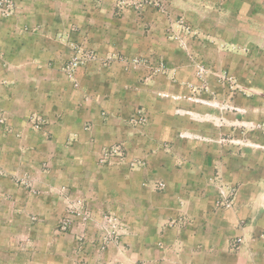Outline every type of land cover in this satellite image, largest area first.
<instances>
[{
	"label": "crops",
	"instance_id": "crops-1",
	"mask_svg": "<svg viewBox=\"0 0 264 264\" xmlns=\"http://www.w3.org/2000/svg\"><path fill=\"white\" fill-rule=\"evenodd\" d=\"M17 1L28 16L8 20L10 36L0 28V138L15 139L12 149L0 148V166L12 172L0 177V218L56 215L46 202L43 211H24L13 175L20 164L18 139L33 114L43 123L44 149L37 154L45 161L44 185L71 188L96 219L111 213L123 235L101 254L100 227L91 223L87 255L75 257L73 233L59 236L54 225L12 228L26 234L24 243L18 237L0 243V264H264V149H241L233 160L226 149H181L189 136L225 137L227 116L205 107L209 117L198 120L200 106L180 96H189L190 88L159 71L164 61L180 76L185 49L166 36L180 15L203 27L208 41L196 50L234 57L240 67L264 73V0H161L170 17L159 11L150 18L146 10L139 19L135 8H149L142 2L118 16L115 0ZM22 26L33 32L21 33ZM72 26L82 27L80 35L71 34ZM49 27L58 28L51 33ZM68 34L108 59L105 66L82 67L78 86L62 71ZM138 106L148 119L135 126L130 119ZM257 112L251 122L264 127ZM117 143L126 150L124 160L99 163L100 150ZM221 181L237 187L230 207L217 204Z\"/></svg>",
	"mask_w": 264,
	"mask_h": 264
},
{
	"label": "rangeland",
	"instance_id": "rangeland-1",
	"mask_svg": "<svg viewBox=\"0 0 264 264\" xmlns=\"http://www.w3.org/2000/svg\"><path fill=\"white\" fill-rule=\"evenodd\" d=\"M119 3V11L117 15L123 12V8L131 5L140 6L139 4H147L149 8L143 9L142 6L135 8L134 16L136 18L143 17V11L147 10V15L150 18L155 16L156 12H161L166 16H171L170 10L162 8L161 0H115ZM142 8V9H141ZM162 10V11H161ZM22 11V5L17 0H0V19H3L4 22L0 25L2 31L8 33L10 36L13 32L9 19L13 17L22 16L26 18L27 11ZM74 10L72 5H67L66 12L69 14ZM85 12V11H84ZM90 12V11H87ZM24 14V16L22 14ZM31 18V17H29ZM175 19L174 25H168L166 29V36L169 39L178 41L181 46L185 49V57L182 59V64L180 65V76L177 74H170L167 64L162 61L161 65H164L165 68L159 70L162 74L169 77L171 81H181L184 82L189 89L188 93L185 91L184 96L180 95L181 98L189 99L194 104H197L198 107V120H203L209 117L210 112H206L205 107H211L213 110H217L215 115H218V111H222L223 114L227 116V125L229 127V132L225 137L222 138H210L204 136H189L186 142L180 146L181 149H226L227 157L229 160H233L236 154H241V149H264V127H256L251 119H255L254 112H257L256 109L259 108L260 119H264V73H253L251 66H239L234 57H212L206 56L204 53L200 52L195 47H201L204 45V41H208L207 38L203 35L202 26H193L189 20H185L182 16H178ZM30 27L22 26L21 33H32L29 30ZM32 28V27H31ZM50 32L53 33V30L58 27H49ZM82 27H71V34L80 35ZM89 28V27H88ZM144 30L146 27H143ZM148 27L146 33H148ZM78 30V31H77ZM15 33V31H14ZM58 34V33H57ZM67 47H68V56L65 62L62 65V71L66 78L73 82L75 86H78L76 77L78 72L82 67L88 66L91 63H98L105 66L107 60H102L98 58L97 52L87 46L79 43L77 38L71 39L69 34L67 37ZM74 38V37H73ZM8 43L10 44V39L7 38ZM219 47H224L220 45ZM203 47V46H202ZM201 49V48H200ZM90 54H93L97 57L93 61H89L86 65H79L72 75L66 71V67L70 66L76 57H89ZM135 61V58L134 60ZM261 62L264 59L260 60ZM184 63V64H183ZM135 65L139 64L134 63ZM159 67V68H160ZM261 69H263L261 67ZM2 84H7L6 81H2ZM183 93V92H182ZM181 93V94H182ZM146 116L148 119V114L142 106L135 107L132 114L130 123L137 125H144L140 123L137 119L140 118L141 113ZM104 116H108L107 112L103 113ZM183 115H187L184 110ZM3 117L5 115H2ZM26 116V114L24 115ZM23 116V117H24ZM35 115H28L26 118V124L30 127L26 129L25 132L22 130L20 133L19 149H20V164L19 169L14 172V177H17V182L20 187V197H21V206L24 205V211L28 208L35 209V211H43L44 203L46 202L47 206L45 209H51L56 215L55 217H44L43 219L35 214L25 215L20 218H10V216H4L0 218V243L11 242L10 238L18 237L20 244L24 243L25 233L16 234V230L12 228L25 229V227L35 225H54L55 233L60 236V234L73 233L74 238L78 240L79 245L74 247L73 256H85L87 252L85 251L86 245V230L92 223L93 225L98 224L100 227V233L96 236L97 242L99 243V251L104 252L108 245L111 242H120L122 239V224L117 217H113L111 213L105 212L99 219H96L92 215V211L88 206L87 201H85L80 196L74 195L71 188L63 185L62 187L44 185L45 171L44 160L39 154H37L38 149H44L42 147L43 138L40 137V132H42V120H35ZM223 120V118L221 117ZM40 121V122H39ZM204 121V120H203ZM202 123V121H201ZM27 125H23L26 128ZM27 126V127H28ZM32 128V129H31ZM237 132H231L235 131ZM13 140L11 137H2L0 138V148L1 149H12ZM121 146L124 158L126 150L123 148L120 143L114 146ZM113 146V147H114ZM107 148H112L109 146ZM238 149V150H237ZM105 148L101 149V154L98 156V162L101 163V157ZM117 158V157H116ZM10 158H5V162H9ZM123 161L124 159H119ZM104 163V162H102ZM37 167V169H34ZM12 177V172L6 171L3 167L0 166V177ZM221 181L220 183H222ZM226 183V181H224ZM219 191V188H218ZM56 199H51V198ZM34 200L29 204V201ZM53 206V208H52ZM89 214L85 218L83 214ZM100 223V224H99Z\"/></svg>",
	"mask_w": 264,
	"mask_h": 264
},
{
	"label": "built area",
	"instance_id": "built-area-1",
	"mask_svg": "<svg viewBox=\"0 0 264 264\" xmlns=\"http://www.w3.org/2000/svg\"><path fill=\"white\" fill-rule=\"evenodd\" d=\"M97 59L96 56L93 54H90L89 57H76L75 61L72 62L70 66H67L65 69L66 71L69 72L70 75L74 74L73 71L81 64L86 65L89 61H93ZM139 60L136 59L133 61L134 63H137ZM162 68H165L164 65H162L159 70H162ZM141 113V116L139 119H137L138 122L144 123L147 118L146 116L142 113V111H139ZM112 157H117L118 159H124V153L121 148V146H114L112 148H105L103 151V155L101 157V162H107L110 158ZM158 189L162 190L164 188V185L162 183L157 184ZM219 191H218V201L217 204L218 206L221 207H230L234 204V197L237 193V187L235 186H230L224 182L219 184ZM85 218L89 216V214L85 213L83 214V217ZM235 247H239L238 241L234 242Z\"/></svg>",
	"mask_w": 264,
	"mask_h": 264
}]
</instances>
